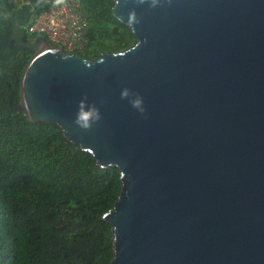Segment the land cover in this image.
<instances>
[{"label":"water","instance_id":"water-1","mask_svg":"<svg viewBox=\"0 0 264 264\" xmlns=\"http://www.w3.org/2000/svg\"><path fill=\"white\" fill-rule=\"evenodd\" d=\"M112 2L133 43L88 59L17 42L33 54L10 109L118 169L110 264H264V0Z\"/></svg>","mask_w":264,"mask_h":264},{"label":"trees","instance_id":"trees-1","mask_svg":"<svg viewBox=\"0 0 264 264\" xmlns=\"http://www.w3.org/2000/svg\"><path fill=\"white\" fill-rule=\"evenodd\" d=\"M48 2L0 0V264H110L112 231L102 215L119 193L118 169L99 167L56 124L10 109L33 54L17 42L33 38L26 26ZM112 3L81 0L88 32L77 54L92 59L133 43Z\"/></svg>","mask_w":264,"mask_h":264},{"label":"built area","instance_id":"built-area-1","mask_svg":"<svg viewBox=\"0 0 264 264\" xmlns=\"http://www.w3.org/2000/svg\"><path fill=\"white\" fill-rule=\"evenodd\" d=\"M80 4V0H65L60 5L49 0L47 8L36 13L26 26V34L44 35L52 44L66 51L82 50L87 42L88 21Z\"/></svg>","mask_w":264,"mask_h":264},{"label":"clouds","instance_id":"clouds-1","mask_svg":"<svg viewBox=\"0 0 264 264\" xmlns=\"http://www.w3.org/2000/svg\"><path fill=\"white\" fill-rule=\"evenodd\" d=\"M64 2H65V0H55V3L57 5L63 4ZM80 2H81V0H80ZM145 2H146V0H137V3H139V4H143ZM159 2H160V0H150V6L155 7ZM129 20H130V23H138L139 22L136 19L134 13H130ZM38 35H40V34H38ZM38 35L32 36L33 38L29 41H32L34 39V37H36ZM41 36H43L48 43L52 44L44 35H41ZM52 45H54V44H52ZM84 48H86V47H84ZM84 48L82 50H79V51H66L64 49L63 50L66 52H73L76 55L81 56L77 53L82 52L84 50ZM121 98L122 99H129V102L133 108H135L136 110H138L142 114L145 113V108L143 106V98L140 97L138 94H134L129 89L125 88L121 92ZM100 119H101L100 111L94 104H88L86 98L82 99L79 102L78 111L76 113V119L74 121L76 125H78L82 129H89L92 127L93 123L98 122Z\"/></svg>","mask_w":264,"mask_h":264}]
</instances>
